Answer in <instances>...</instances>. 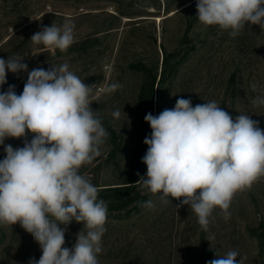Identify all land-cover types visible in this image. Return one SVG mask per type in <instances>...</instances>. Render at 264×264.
Here are the masks:
<instances>
[{
    "label": "rangeland",
    "instance_id": "374dc122",
    "mask_svg": "<svg viewBox=\"0 0 264 264\" xmlns=\"http://www.w3.org/2000/svg\"><path fill=\"white\" fill-rule=\"evenodd\" d=\"M196 2L0 0V46L20 34L15 43L0 52V58L19 55L28 71L48 70L67 63L69 71L92 86L91 107L109 137L100 147L101 154L80 169L90 181L122 183L138 143L151 135L139 100L147 74L133 65L143 64L157 74L154 116L174 108L181 97L190 98L193 106L215 100L234 119L239 114H248L264 129V106L252 103L257 96L264 95V30L246 24L238 36L231 37L227 30L199 22ZM65 20L75 24L74 42L93 36L100 38L99 43L87 52L57 56L56 50L49 49L51 53L46 54L42 49L45 46L30 41L42 26H51L53 22L61 26ZM190 22L194 26L188 30ZM165 49L177 54L176 61L184 58L178 71L159 85ZM106 66L111 68L110 72L105 71ZM27 78V72H8L7 83L2 87L7 91L14 85L19 95ZM106 83H119L123 87L111 94L100 93ZM252 85H256L255 91ZM117 109L121 111L119 118L112 115ZM31 138L29 133L27 139ZM4 143L23 147L24 138H7ZM114 148L116 155L108 161ZM5 155L4 146L0 145V160ZM146 173L147 166L145 178ZM137 189L148 195L147 201L151 200L154 207L141 206L130 217L107 216L99 264H207L205 244L213 259L234 250L243 264H264V177L235 194L228 210L229 219H224L221 209H214L207 231L201 228L188 205L176 207L180 204L177 199L169 197L165 202L162 193L152 194L139 184ZM82 227L75 221L68 225L66 247H72ZM41 255L39 244L18 223L2 225L0 264H28L33 258L39 260Z\"/></svg>",
    "mask_w": 264,
    "mask_h": 264
},
{
    "label": "clouds",
    "instance_id": "9594fccd",
    "mask_svg": "<svg viewBox=\"0 0 264 264\" xmlns=\"http://www.w3.org/2000/svg\"><path fill=\"white\" fill-rule=\"evenodd\" d=\"M196 9L199 22L227 30L231 37L246 24L264 30V0H197ZM74 29L71 20L61 26L53 22L30 41L64 52L74 43ZM23 61L19 55L0 58V87L8 72L28 74L21 94L14 85L0 91V145L6 153L0 160V225L18 223L39 244L42 255L28 264H99L107 202L98 199V187L80 173L109 137L91 107L92 86L69 71L67 63L28 71ZM122 87L106 83L99 91L111 94ZM252 103L264 106V95ZM112 115L119 118L121 111ZM144 119L152 129L144 139L147 173L135 184L162 193L165 202L179 200L176 207L188 205L204 231L214 209L229 219L235 194L264 177V129L248 114L234 119L215 100L193 106L190 98L181 97L174 108ZM7 138H24V145H5ZM143 206L154 204L149 200ZM73 221L83 227L69 248L65 233ZM237 256L228 251L207 264H243Z\"/></svg>",
    "mask_w": 264,
    "mask_h": 264
},
{
    "label": "trees",
    "instance_id": "16d2710c",
    "mask_svg": "<svg viewBox=\"0 0 264 264\" xmlns=\"http://www.w3.org/2000/svg\"><path fill=\"white\" fill-rule=\"evenodd\" d=\"M7 1V0H4ZM194 26L193 22H190L188 25V30H191ZM111 30L104 29V31ZM98 34V33H97ZM20 34L17 33L13 35L7 44H3L0 46V52L4 51L8 46L15 43L14 41L17 40ZM100 41L99 37L88 36L80 41L74 42L67 51L61 52L60 50H56V55L61 56L62 54L66 53H83L90 51L93 49ZM43 52H47L46 54H50V50L46 47H43ZM165 54L163 57L162 65H161V74L159 85H163L167 80H169L179 69V66L182 63L184 58L181 57L176 61L177 54L175 52L168 53L165 49ZM188 53L185 54L187 56ZM136 68H143L146 72V81L141 88L139 100L141 102V106L143 108L142 117H144L151 113L153 114L154 110V89L157 83V74L151 69H148L145 65L140 64L133 65ZM159 68H156L155 71L158 72ZM0 91H6L5 87H1ZM145 120V119H144ZM144 129V135H146L147 129L146 127H142ZM113 135H116V131H112ZM150 137V133L148 134ZM118 149V148H117ZM148 147L144 143V139L141 140L137 147L135 148L132 157L129 161L128 167V175L124 179L122 183H114V184H100L98 180H91V183L94 186H97L99 189L98 199H103L107 202V216L113 217L116 219L123 218V217H130L133 214L138 213L141 210V206H143L144 202L148 200V195H142L140 191L137 189L138 184H135L140 177L143 176L146 165L142 162V158L147 152ZM116 149L114 148L109 157L108 161L112 160L113 157L116 155ZM2 225H0L1 229ZM204 250L206 252L207 262L213 260V255L209 249V247L205 244Z\"/></svg>",
    "mask_w": 264,
    "mask_h": 264
}]
</instances>
